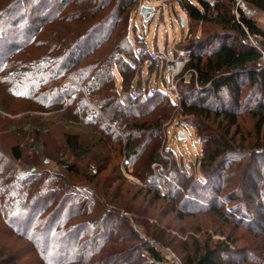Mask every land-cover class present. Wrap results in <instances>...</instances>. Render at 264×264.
<instances>
[{"label":"trees","instance_id":"16d2710c","mask_svg":"<svg viewBox=\"0 0 264 264\" xmlns=\"http://www.w3.org/2000/svg\"><path fill=\"white\" fill-rule=\"evenodd\" d=\"M49 1L36 0L42 7L35 11L45 13ZM239 1L264 16V0H51L57 5L53 10L55 13L51 17L37 18L30 15L33 0H0V47L1 42L9 43L14 27H23L21 20L26 19L24 44L22 48L12 46L11 53L18 52L19 48V54L24 51L28 54L22 63L18 61L17 67H11L17 58L7 60L10 63L6 70L8 78H0L1 111L13 116L24 113L22 121L36 127L31 143H42L43 149L39 153L34 149L36 154L25 160L20 143H17L10 147L8 157L0 155L1 226L6 223L13 233L23 227V238L31 245L38 237H47L45 248L54 246L57 252L71 255L77 253L73 248L81 237L87 236L98 247L97 250H86L93 256L90 264H95L96 258L106 252L104 247L109 245L122 248L108 251L105 258L122 260L125 258L122 256L127 255L123 248L126 238L110 226L117 214L106 213L102 205L103 199L110 195L107 192L110 187L105 186V182H101L99 188L96 184L90 185L98 179L102 181L100 175L108 170L114 157H122L126 163L134 165L135 177L145 185L144 189L150 188L153 200L168 199L176 212L203 213L195 198L196 194H203V200H214L210 211L217 213L222 205L217 201L221 200L222 190L230 189L224 199L240 202L238 206L242 205V210H251L255 219L262 223L264 179L259 175L264 167V143L250 147L235 139L236 133L240 134L238 119L241 111L249 109L247 113L253 115L256 110L260 113L264 110V66L258 52L247 41V34L256 35L264 44V33L255 18H248L241 12L237 6ZM154 2H161V9L167 5L169 12L173 11V4H178L188 20L189 35L182 39L184 45L177 44V49L190 52L188 62L176 78L177 103H173L166 92L157 89L158 81L151 88L153 91H148V80L144 87L138 83L136 94L131 91L138 67L149 59L150 66L155 61L144 37L131 42V16L133 12L140 13L141 6L150 7ZM177 18L180 23L183 19L186 25L183 17ZM136 29L134 23L133 30ZM187 73L191 76L185 82ZM156 77L158 80L162 75ZM167 83L168 79L165 85ZM60 84L61 89L57 91ZM248 88L251 93L245 102L244 92ZM15 100H23L27 105L19 110ZM252 103L256 105L251 108ZM60 111L64 114L45 120L35 116L36 113ZM26 112L34 116L30 117ZM258 121L257 134L264 125L263 117ZM173 124L193 128L201 147V158L197 163V173L201 176L193 177L195 172L191 164H177L178 167L171 171L175 179L174 186L169 188L171 193L161 197L157 189L148 186L152 184V166L165 162L160 154L161 143L166 128ZM3 126L9 127L7 120L0 122V127ZM231 129H235L232 134ZM19 130L22 135V129ZM86 137L90 139L86 140ZM58 141L64 144V149L56 146ZM66 150L79 164H86L85 171L76 167V163L63 160ZM167 150L166 153L173 154ZM41 155L53 158L51 160L68 178L53 176L54 179L44 182L42 173H37L38 166L43 164V161L39 162ZM23 160L24 169L14 165ZM32 168L34 172H31ZM79 176L88 185L77 187V182L71 181V177ZM48 186L50 188L46 189ZM205 193L208 194L206 197ZM117 206L126 208L124 210L133 215L149 240L167 248L163 233L149 223L151 218H139L147 222L135 218L133 212L142 208L132 204L123 207L117 203ZM238 206L230 209L231 217L238 214L243 217ZM48 207H53L52 212L48 218H43L41 214ZM74 219L81 221L70 224ZM243 220L238 218L234 222ZM127 222L122 220L120 225L136 240L135 232ZM143 240H138L137 259H130V262L165 264L164 257L151 242ZM186 250L183 249L184 260L180 259L182 264L248 262L240 250H232L223 242L195 248L194 256ZM40 256L42 263L48 264L43 260L46 250Z\"/></svg>","mask_w":264,"mask_h":264},{"label":"rangeland","instance_id":"374dc122","mask_svg":"<svg viewBox=\"0 0 264 264\" xmlns=\"http://www.w3.org/2000/svg\"><path fill=\"white\" fill-rule=\"evenodd\" d=\"M36 0H33V7L31 8L30 15L33 18H37V16L42 17H51L53 13H55V8L57 5L53 4L51 0L46 6L45 13H39V11H35V8L38 10L42 7L40 4H36ZM37 5V6H36ZM146 6V5H145ZM161 2H154L150 4V7L154 10L150 21H146L142 18L140 13H134L131 16L130 20V40L132 43H135L136 38L143 39L145 38V44L148 49V52L151 53V57L155 60L152 62L150 66L151 60H147L144 65L138 67L137 75L132 79V94H136L138 89V83L144 87L146 81L148 80L149 83V90L153 91L151 88L155 87V83L158 81V88L159 90H163L166 92L168 97L173 103H177V98L175 94L169 89L170 85L167 83L165 85V81L170 77V79H174L177 74V67L175 63H178L176 59V50L178 46L177 44H182V39L189 35V27L187 25L188 20L185 14L182 12L181 8L178 4H173V11L169 12L167 5L161 9ZM30 8V7H29ZM30 16V17H31ZM183 17L186 25L182 27L181 23L178 22L177 17ZM148 15L146 18H149ZM255 21L257 22V26L262 30L264 33V16L260 13H257L254 17ZM17 20V18H16ZM26 19L21 20L23 22V27L26 26ZM134 23L137 26L136 31L133 30ZM23 27H14L15 32L10 35L9 43L1 42L0 47V78L6 77L8 78L6 70L8 69V65L10 64L7 60H13L17 58L11 67H17L18 61L22 63L24 59L28 56L27 52L19 54L21 50L18 52L11 53V47L14 45L20 46L22 48V44H24V29ZM196 29V27H195ZM17 30V31H16ZM26 34V33H25ZM199 36V34H197ZM158 50V53H156ZM188 55H186L187 57ZM188 58V57H187ZM5 65V68H3ZM175 65V66H174ZM3 66V67H2ZM171 66H174L172 69ZM1 67L3 69H1ZM170 70L171 75L167 74L166 70ZM165 70V71H164ZM141 72V73H140ZM157 74L162 75V78L159 77L157 80ZM186 76V77H185ZM185 81L188 82L190 79L187 78L188 75H184ZM176 81V78L174 79ZM1 82V81H0ZM162 83V86L159 84ZM58 85V82L56 83ZM164 84V85H163ZM51 87H55L54 84L50 85ZM62 84H60L56 90L60 91ZM251 89H246L244 92V101L247 102V98L251 92ZM253 91V90H252ZM143 92L145 89L143 88ZM2 88L0 85V96L2 95ZM250 100V99H249ZM16 108L22 110L27 104L23 100H15ZM262 105L264 106V101H262ZM67 105V101H65ZM255 103L251 104V108L255 106ZM249 110V109H248ZM247 110V111H248ZM241 111L239 116V131L240 134L236 133L235 141H244L248 143L250 147L254 146L255 144L264 143V125L260 129V133L257 134L255 132L256 127L258 125L259 118L262 119L264 122V110L260 113L256 110V114L249 115L248 113ZM29 113V112H26ZM64 112H50L45 114L36 113L35 116L41 117L42 120L49 119L51 117H55L56 115H63ZM30 117L34 116L33 113H29ZM25 114H19L17 116L7 115L1 111L0 106V122L5 120L8 121L9 127H0V155L3 154L4 157H8V153L10 147L17 145L20 143L21 149L23 151L24 159H28L30 156L35 155V150L38 153L42 152V146L40 143L33 144V131L36 130V127L30 123L22 121ZM32 121V120H30ZM183 123V122H182ZM211 125V124H209ZM182 124L179 126L171 125L165 132L163 136V141L161 143L160 154L165 162L157 163L152 166V184L148 187H154L157 189L159 195L166 196L170 192L171 185L174 186V177L171 174L172 169L178 167V165L183 164L186 166L188 164L192 165V168L195 172L193 177L195 178L196 175H200L199 172L197 173V163L199 158H201V147L196 139L195 132L193 128L181 127ZM22 129L23 133L20 134V130ZM210 130H213L210 126H208ZM235 129H231L230 133H234ZM46 131L42 132L45 133ZM179 134H183L185 138H180ZM84 135H86L84 133ZM87 136V135H86ZM90 139L88 137L85 138ZM63 143L58 141L56 144L57 147L63 148ZM168 148H167V147ZM170 149L173 154H168L166 151ZM32 150V152H31ZM64 161H67L69 164L76 163V167H79L81 171H85L86 164H79V161L74 160L70 153L66 150L64 152ZM53 158H47L45 155L39 156V162L43 161L42 166H38V174L42 173V179L44 182H48V180L54 179L53 176H64L66 179L68 176L59 168L57 163ZM22 162H17L14 165L17 168H25L26 165ZM164 163L167 164L165 167ZM183 163V164H181ZM138 164V163H136ZM140 164V163H139ZM178 164V165H177ZM164 166V167H163ZM117 168V169H116ZM166 169V170H165ZM31 172H34L35 169H30ZM113 170H115L113 172ZM135 170L136 167L132 164L126 163V161L122 157H114L111 160V165L107 171L103 172L100 175V179L91 182L90 185L96 184L97 187L99 184L105 182V186L110 187L107 192L110 193L109 197L103 199V210L107 212H115L117 214V218H113L110 221V226L115 227L117 234L126 238V243L123 244V248L127 251L126 256L122 260L117 259L116 257H106L108 251H112L114 249L122 248L118 246H105L106 252L102 254L101 257L96 258L95 264H112V262H119V264H136L130 262V259H137V253L139 250L137 246H139L138 240L145 239L149 240L144 232V230L139 227V225L133 219V215L129 212H126V208L120 209L119 206L115 207V204H121L123 207L134 206L136 208L140 207L142 210L134 211L135 218H144L149 217V223L152 225H156L159 231L164 236L165 240H167L164 245L172 252H174L179 259L184 260L185 248H187L186 253L190 255H195V248H203L206 245L213 246L217 242H223L225 244H229L232 250L237 249L242 252L244 255V260H247L245 264H264V220L262 223L258 222V219H255V215L251 210H242V205L238 206L240 202H231L228 199H224L225 194H227L230 189H223L221 193V200H217L221 202V208L217 213H214L211 210L212 204L214 202L213 199H205L203 200V194H196L197 206H200L201 211L203 213L200 214H192L188 215L187 213L176 212L173 210L175 208L173 204L168 200H160L154 201L153 200V193L150 191V188L144 189L145 185L138 181L135 177ZM109 175V177H107ZM201 176V175H200ZM260 178L264 179V167L260 172ZM201 178V177H200ZM157 180V182H156ZM164 180V182H162ZM71 181L76 183L78 186H85V181L79 177H71ZM80 182V183H78ZM107 183V184H106ZM88 185V184H87ZM37 186V185H36ZM264 186V184H263ZM48 186L46 189H49ZM99 188V187H98ZM152 189V188H151ZM208 195L207 193L204 194V197ZM60 197V196H59ZM57 197V198H59ZM60 199V198H59ZM82 201V200H81ZM111 201V202H110ZM80 202V201H79ZM113 202V203H112ZM189 202H193L190 200ZM245 202V201H244ZM243 205L245 206V203ZM114 204V205H113ZM190 204L189 206H191ZM256 205V204H255ZM173 206V207H172ZM211 206V207H210ZM238 206V211L242 210L243 217L241 215H236L231 217L233 212L230 211L232 207ZM252 206V205H251ZM246 207V206H245ZM53 207H48L41 216L43 218H48L51 214ZM263 213H264V209ZM143 212H145L143 214ZM156 217V218H155ZM125 223V220L128 221L127 223L129 226L132 227V230L135 232L136 240L129 236L127 231H124L123 225H120V222ZM238 218H243L244 220L241 223H235L234 220L238 221ZM146 221L145 219H139ZM78 221L81 219H74L70 222V224H77ZM147 222V221H146ZM251 224V225H250ZM23 227H20L17 230V233H13L10 230V227L4 223V227L1 226L0 223V264H43L41 261V254L43 250H46V257H43L44 262L47 261L48 264H90V260L93 258L92 255L88 254L86 250H97L98 247L93 245L94 242H91L87 236L81 237L79 243L74 246V250L77 251L74 254H63L59 253L56 250V247L51 246L45 248L47 244V237L42 238L41 236L38 237L35 244L31 245V243L23 238L24 235ZM144 241V240H143ZM152 242L151 240H149ZM170 241L172 243L170 244ZM92 246V247H91ZM186 246V247H185ZM246 247V249H244ZM184 249V251H183ZM48 250V251H47ZM140 252V251H139ZM144 258H148L145 253H141ZM136 255V256H135ZM116 258V259H115ZM140 264L143 262L140 260ZM236 264H239L237 262ZM243 264V263H240Z\"/></svg>","mask_w":264,"mask_h":264},{"label":"built area","instance_id":"2783aa9c","mask_svg":"<svg viewBox=\"0 0 264 264\" xmlns=\"http://www.w3.org/2000/svg\"><path fill=\"white\" fill-rule=\"evenodd\" d=\"M237 6L241 10V12H243L248 18H254L256 16V14H257V12H255L254 10L248 8L241 1L238 2ZM247 41L258 52V54L260 56V62L264 66V44L261 43V41L259 39V36L247 34ZM175 55H176V59H178L177 60L178 63H175V64H177L176 65V67H177V74H176L175 78H177L181 74V72H182L185 64L188 62V58L187 57H189L190 52H188V51H182V50H176ZM186 55H188V56L186 57ZM174 66H171V68L173 69ZM166 72H167V74L169 72V74L171 75V72H173V70L170 72V70L167 67ZM186 75H188L187 78H189L191 76L188 73ZM185 77H184V80H185ZM174 79L173 78L170 79V77H169L168 78V82H169V85H170V89L173 91V93L175 94L176 98L178 99L179 98V95H178L177 87H176L177 80L175 81ZM175 124H176V122H175ZM162 182H164V180ZM151 244L164 257L165 264H182L181 261H180V259L170 249L161 247L158 244H156L155 242H151Z\"/></svg>","mask_w":264,"mask_h":264},{"label":"water","instance_id":"95a60500","mask_svg":"<svg viewBox=\"0 0 264 264\" xmlns=\"http://www.w3.org/2000/svg\"><path fill=\"white\" fill-rule=\"evenodd\" d=\"M140 14H141L142 18H144L146 21H150V19L152 17V14H153V9L150 8V7H148V6L143 5V6L140 7ZM148 15L150 17L149 18H146ZM181 24H182V26L185 25L183 19H182ZM179 137L180 138H184L185 136L183 134H179Z\"/></svg>","mask_w":264,"mask_h":264}]
</instances>
